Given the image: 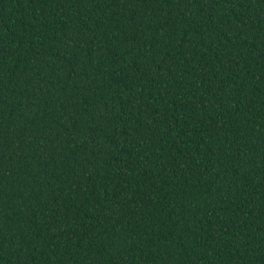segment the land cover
Returning <instances> with one entry per match:
<instances>
[{"label": "trees", "instance_id": "obj_1", "mask_svg": "<svg viewBox=\"0 0 264 264\" xmlns=\"http://www.w3.org/2000/svg\"><path fill=\"white\" fill-rule=\"evenodd\" d=\"M0 264H264V0H0Z\"/></svg>", "mask_w": 264, "mask_h": 264}]
</instances>
